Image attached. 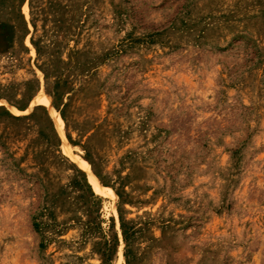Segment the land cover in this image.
<instances>
[{
  "label": "rangeland",
  "instance_id": "374dc122",
  "mask_svg": "<svg viewBox=\"0 0 264 264\" xmlns=\"http://www.w3.org/2000/svg\"><path fill=\"white\" fill-rule=\"evenodd\" d=\"M0 264H264V0H0Z\"/></svg>",
  "mask_w": 264,
  "mask_h": 264
}]
</instances>
